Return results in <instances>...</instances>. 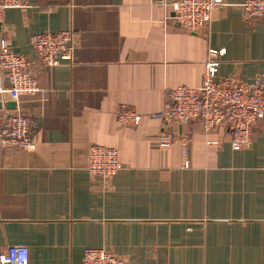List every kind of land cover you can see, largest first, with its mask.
<instances>
[{
	"label": "crops",
	"instance_id": "1",
	"mask_svg": "<svg viewBox=\"0 0 264 264\" xmlns=\"http://www.w3.org/2000/svg\"><path fill=\"white\" fill-rule=\"evenodd\" d=\"M22 1L4 10L0 36L31 60L41 90L17 101L31 147L0 143V252L24 245L28 264H80L85 247L126 264H264L261 124L236 150L226 125L204 132L200 119L174 123L162 145L156 115L168 89L201 83L209 48L224 49L215 78L252 81L264 67V18L223 0L187 30L173 0ZM66 29L72 62L38 66L31 36ZM8 85L0 74V126ZM121 105L140 123H119ZM94 143L122 164L106 181L87 170Z\"/></svg>",
	"mask_w": 264,
	"mask_h": 264
},
{
	"label": "built area",
	"instance_id": "2",
	"mask_svg": "<svg viewBox=\"0 0 264 264\" xmlns=\"http://www.w3.org/2000/svg\"><path fill=\"white\" fill-rule=\"evenodd\" d=\"M163 2V0H156ZM224 4L223 0H173L169 3L176 22L184 29L195 30L207 24L214 8ZM22 0H0V24L3 12L9 7L23 6ZM241 7L245 19L264 18V0H243ZM71 29L57 32L45 31L31 36V43L38 56V66L54 67L62 61L72 62L74 49ZM224 49L209 48L204 61V71L198 86L178 85L168 89L166 106L156 115L162 122L163 132L159 143L169 144L175 136L170 128L174 123L184 124L200 119L204 132L226 125L229 145L240 149L251 144L252 126L261 124L264 131V67L252 81L233 77L215 78L220 56ZM0 74L8 82V95L14 101L4 123L0 126V143H9L23 148L31 147L29 117L21 112L18 99L21 95H32L41 90L38 72L24 54L11 50L9 41L0 36ZM121 124H138L141 115L125 106L115 112ZM209 145L219 141L208 140ZM187 164V161L183 163ZM122 164L114 147L91 144L87 153V170L106 181ZM0 264H28V247L10 245L0 252ZM80 264H126L122 257L103 248L85 247Z\"/></svg>",
	"mask_w": 264,
	"mask_h": 264
},
{
	"label": "water",
	"instance_id": "3",
	"mask_svg": "<svg viewBox=\"0 0 264 264\" xmlns=\"http://www.w3.org/2000/svg\"><path fill=\"white\" fill-rule=\"evenodd\" d=\"M9 105H10L11 107H13V106H14V102L9 103Z\"/></svg>",
	"mask_w": 264,
	"mask_h": 264
}]
</instances>
